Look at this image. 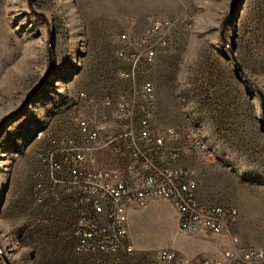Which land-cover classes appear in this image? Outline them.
<instances>
[{
    "label": "rangeland",
    "instance_id": "1",
    "mask_svg": "<svg viewBox=\"0 0 264 264\" xmlns=\"http://www.w3.org/2000/svg\"><path fill=\"white\" fill-rule=\"evenodd\" d=\"M233 2L0 0V264H155L163 248L195 259L234 246L211 233L179 232L175 207L158 199L130 214L134 254H83L70 198L36 200L44 169L37 155L49 145L39 131L80 140L76 106L106 114L114 131L115 106L103 99L135 90L123 77L132 65L120 56L130 46L122 35L134 39L156 17L174 27L146 77L155 86L153 125L199 130L206 153L183 164L196 170L205 199L238 210L237 245L264 247V0H244L224 28ZM144 78L135 77L139 90ZM93 153L100 167L119 164L110 151Z\"/></svg>",
    "mask_w": 264,
    "mask_h": 264
},
{
    "label": "built area",
    "instance_id": "2",
    "mask_svg": "<svg viewBox=\"0 0 264 264\" xmlns=\"http://www.w3.org/2000/svg\"><path fill=\"white\" fill-rule=\"evenodd\" d=\"M174 21L156 17L142 34L122 35L130 46L120 56L132 68L123 77L131 78L134 91L118 99L104 98L102 105H114L116 129L111 130L106 114H86L83 106L72 112L82 138L64 133L49 141L37 155L44 167L35 186L40 204L58 203L68 196L75 219L72 234L76 251L83 254L132 255L129 210L144 209L154 198L168 200L178 213V231L189 235L203 232L234 242L217 257L188 259L168 247L158 251L155 264H264V247L238 246V210L205 199L196 170L183 164L206 152L197 143L192 128H158L155 117V86L150 75L159 48L168 46ZM145 63V67H141ZM145 77L139 90L136 76ZM86 99L87 93L81 92ZM51 137V138H50ZM101 151H110L118 161L114 168L99 166Z\"/></svg>",
    "mask_w": 264,
    "mask_h": 264
},
{
    "label": "bare ground",
    "instance_id": "3",
    "mask_svg": "<svg viewBox=\"0 0 264 264\" xmlns=\"http://www.w3.org/2000/svg\"><path fill=\"white\" fill-rule=\"evenodd\" d=\"M191 128H192V132H194V134L196 135L197 143H199V145L201 146V148L202 149H205V152H206V150H207L206 143H205L203 137L201 136L199 130L197 128H195V127H191ZM47 132H49V130H47V129L46 130L39 131L38 137L41 138V139H43L44 133H47ZM256 216H257V214H252V216H251L252 220H255ZM157 217H158V215H157Z\"/></svg>",
    "mask_w": 264,
    "mask_h": 264
},
{
    "label": "water",
    "instance_id": "4",
    "mask_svg": "<svg viewBox=\"0 0 264 264\" xmlns=\"http://www.w3.org/2000/svg\"><path fill=\"white\" fill-rule=\"evenodd\" d=\"M243 2H244V0H234V2H233V4H232V7H231V10H230L228 16L226 17V19H225V21H224V28H225L227 22L230 21L231 18H232L233 16H235V17L238 16V14H239V10H240V6H239V7H237V6H238L239 4L242 5ZM236 11H238V12L236 13Z\"/></svg>",
    "mask_w": 264,
    "mask_h": 264
},
{
    "label": "crops",
    "instance_id": "5",
    "mask_svg": "<svg viewBox=\"0 0 264 264\" xmlns=\"http://www.w3.org/2000/svg\"><path fill=\"white\" fill-rule=\"evenodd\" d=\"M157 198H154V199H152L151 201H150V203H149V205L151 204V203H153V202H157ZM161 200V199H160ZM134 209H136V208H131L130 210H129V219H130V214L132 215V216H134V214H135V210ZM175 211H176V209H175ZM176 213H177V211H176ZM177 215H178V213H177Z\"/></svg>",
    "mask_w": 264,
    "mask_h": 264
}]
</instances>
